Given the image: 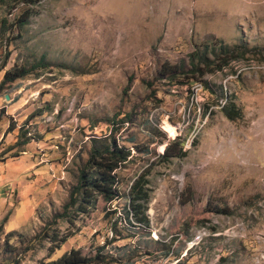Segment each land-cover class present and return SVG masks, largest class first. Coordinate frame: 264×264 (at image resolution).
<instances>
[{
	"label": "rangeland",
	"instance_id": "1",
	"mask_svg": "<svg viewBox=\"0 0 264 264\" xmlns=\"http://www.w3.org/2000/svg\"><path fill=\"white\" fill-rule=\"evenodd\" d=\"M221 45L235 48L227 67L191 68L207 49L221 64ZM15 67L31 73L0 89V264L99 248L111 264H264V0H5L0 84ZM114 122L133 154L119 199L67 210L92 138ZM144 174L150 224L130 226ZM56 234L69 236L53 251Z\"/></svg>",
	"mask_w": 264,
	"mask_h": 264
},
{
	"label": "trees",
	"instance_id": "2",
	"mask_svg": "<svg viewBox=\"0 0 264 264\" xmlns=\"http://www.w3.org/2000/svg\"><path fill=\"white\" fill-rule=\"evenodd\" d=\"M16 6L19 4L25 6H35L44 0H13ZM5 0H0V5L4 3ZM32 15V10L27 9L23 14L21 19V24H26ZM234 49L230 47L221 45L219 53L215 50L211 52L215 55V58L221 61V64L216 65V60H212L209 56L208 49L205 52L195 51L190 55V66L194 71H197L200 76H204L208 73H215L216 71H221L227 67L234 58ZM200 65H204L207 69H202ZM213 66V68H211ZM181 68L186 71V65L181 64L179 66H165L163 70H167V73L172 72V70ZM162 70V72H164ZM31 70L26 68H13L7 70L4 75V79L0 84V89L3 88L8 83H13L19 79H22L29 75ZM206 89V86H203ZM225 100V104L222 110L225 112L227 118L231 120H238L242 117V112L238 110L236 104L230 102L228 96H222ZM152 122V121H151ZM118 123H112V133L105 137L92 138V147L90 150L89 159L83 169L80 170L78 184L73 188L71 193L70 203L65 206L68 210L71 207L75 208V213L88 214L93 206H96L99 199H103L106 202L114 203L120 197L119 190V179L117 171L122 168L123 165L130 162L132 159V149L119 144L118 133L122 129V124L117 126ZM154 122L150 124L152 129L160 131L158 128L154 127ZM13 128L10 127L8 132L12 131ZM30 141L25 140L24 145L28 144ZM170 146L167 148V154L170 153ZM175 149V148H173ZM147 153L152 151L147 150ZM165 154L163 156L166 159L168 156ZM181 156H186V152H182ZM148 175L144 174L138 177L132 184L128 197L130 199V205L126 211V222L131 226L133 222V217L140 225L148 227L150 224V219L147 215L148 203L150 200L151 189L148 188L149 180ZM66 214V212H64ZM66 218L69 223H72V217L62 216ZM7 221L4 219L3 224ZM3 224L0 225V235L2 234ZM58 234L51 236L52 246L54 250L60 248L62 243H65L69 235L60 237ZM108 255L105 254L103 248H99L96 254H84L81 249H73L71 252L63 255L61 258L51 262H42L40 264H111L107 259Z\"/></svg>",
	"mask_w": 264,
	"mask_h": 264
},
{
	"label": "water",
	"instance_id": "3",
	"mask_svg": "<svg viewBox=\"0 0 264 264\" xmlns=\"http://www.w3.org/2000/svg\"><path fill=\"white\" fill-rule=\"evenodd\" d=\"M7 99H10L9 96H7Z\"/></svg>",
	"mask_w": 264,
	"mask_h": 264
}]
</instances>
